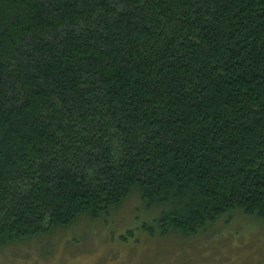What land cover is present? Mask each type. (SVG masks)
<instances>
[{
	"label": "trees",
	"instance_id": "obj_1",
	"mask_svg": "<svg viewBox=\"0 0 264 264\" xmlns=\"http://www.w3.org/2000/svg\"><path fill=\"white\" fill-rule=\"evenodd\" d=\"M264 221V0H0V244L100 221Z\"/></svg>",
	"mask_w": 264,
	"mask_h": 264
},
{
	"label": "rangeland",
	"instance_id": "obj_2",
	"mask_svg": "<svg viewBox=\"0 0 264 264\" xmlns=\"http://www.w3.org/2000/svg\"><path fill=\"white\" fill-rule=\"evenodd\" d=\"M166 208H150L135 191L100 221L81 217L71 228L0 244V264H264V221L239 211L199 233L152 236Z\"/></svg>",
	"mask_w": 264,
	"mask_h": 264
}]
</instances>
